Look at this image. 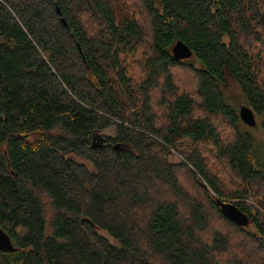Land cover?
I'll return each instance as SVG.
<instances>
[{
	"label": "trees",
	"instance_id": "obj_1",
	"mask_svg": "<svg viewBox=\"0 0 264 264\" xmlns=\"http://www.w3.org/2000/svg\"><path fill=\"white\" fill-rule=\"evenodd\" d=\"M240 105L264 132V0H0V264H264Z\"/></svg>",
	"mask_w": 264,
	"mask_h": 264
},
{
	"label": "water",
	"instance_id": "obj_2",
	"mask_svg": "<svg viewBox=\"0 0 264 264\" xmlns=\"http://www.w3.org/2000/svg\"><path fill=\"white\" fill-rule=\"evenodd\" d=\"M64 24V21L62 20ZM172 55L176 60L180 59H188L192 56V52L187 45H185L181 41H177L171 49ZM239 116L244 124L250 127L255 126V120L253 112L246 106H241L239 108ZM118 148V145L115 146ZM216 204L220 207L222 215L236 224L237 226H246L248 225L247 217L241 213L238 208L230 202L222 201L218 199ZM0 250L1 251H11L12 246L9 238L5 235V233L0 229Z\"/></svg>",
	"mask_w": 264,
	"mask_h": 264
},
{
	"label": "rangeland",
	"instance_id": "obj_3",
	"mask_svg": "<svg viewBox=\"0 0 264 264\" xmlns=\"http://www.w3.org/2000/svg\"><path fill=\"white\" fill-rule=\"evenodd\" d=\"M241 106H245V105H240L239 108ZM255 120V126L254 127H250L247 126L253 133L257 134L258 138L262 141H264V132L262 131V129L260 128V124H259V119H257V117H254ZM115 134V128L113 127H109L107 129H105L104 131L100 132L99 135L102 136H114ZM120 149V148H119ZM118 149V150H119ZM171 161L175 162L176 160H179V156L178 154L172 152V156L170 157ZM232 179V178H231ZM250 230L254 231L253 228H250Z\"/></svg>",
	"mask_w": 264,
	"mask_h": 264
}]
</instances>
